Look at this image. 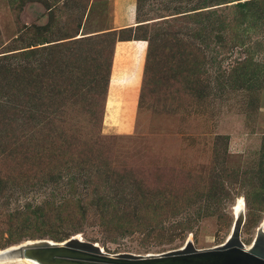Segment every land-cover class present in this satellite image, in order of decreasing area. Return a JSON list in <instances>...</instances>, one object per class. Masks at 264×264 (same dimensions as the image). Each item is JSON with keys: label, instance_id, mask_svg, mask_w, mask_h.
I'll use <instances>...</instances> for the list:
<instances>
[{"label": "rangeland", "instance_id": "obj_1", "mask_svg": "<svg viewBox=\"0 0 264 264\" xmlns=\"http://www.w3.org/2000/svg\"><path fill=\"white\" fill-rule=\"evenodd\" d=\"M46 1L0 0V249L74 235L108 253L210 248L240 198L250 247L264 232V26L231 38L239 0H137L150 23L115 35L151 43L128 108L106 88L111 39L81 25L89 0L63 25ZM236 60L247 69L230 72Z\"/></svg>", "mask_w": 264, "mask_h": 264}, {"label": "water", "instance_id": "obj_2", "mask_svg": "<svg viewBox=\"0 0 264 264\" xmlns=\"http://www.w3.org/2000/svg\"><path fill=\"white\" fill-rule=\"evenodd\" d=\"M243 221L242 211L235 221L236 229ZM261 233V240L249 248L244 247L236 232L218 246L196 249L187 243L182 249L146 255L108 253L76 235L61 241L24 240L0 249V264H19V260L36 264H264V233Z\"/></svg>", "mask_w": 264, "mask_h": 264}, {"label": "crops", "instance_id": "obj_3", "mask_svg": "<svg viewBox=\"0 0 264 264\" xmlns=\"http://www.w3.org/2000/svg\"><path fill=\"white\" fill-rule=\"evenodd\" d=\"M46 11L53 12L58 18L51 25H63L64 17H67L68 11L73 8L74 11L80 12L82 10L80 0H47L46 1ZM36 4L38 2H35ZM84 3V2H83ZM85 11L91 15L92 22L86 24V22H81V25H100L103 28L99 30H93L88 33V35L96 33H105L111 31H118L126 28H135L137 25H145L150 23L148 20H140L138 18V7L137 0H89L86 3ZM39 5V4H38ZM107 12L105 17L102 14ZM92 13V14H91ZM61 15V16H60ZM42 21H37V24H41ZM146 43L143 39H126V40H116L113 47V56L110 67L109 79H108V93L111 92L114 95H123L125 99V105L128 108L134 106V100L136 97V77L140 74L139 84L141 82L142 71L145 63L146 48L144 45ZM138 60L141 64L138 73L135 70L136 64L133 63ZM120 70V74L117 71ZM115 72V74H114ZM113 77L118 78L116 85L111 88V79ZM124 78H132L130 82L124 80ZM138 84V87H139ZM128 94H131L130 96ZM127 97L129 100L127 101ZM110 103L113 100L106 101L107 107L109 108ZM132 110V109H131Z\"/></svg>", "mask_w": 264, "mask_h": 264}, {"label": "trees", "instance_id": "obj_4", "mask_svg": "<svg viewBox=\"0 0 264 264\" xmlns=\"http://www.w3.org/2000/svg\"><path fill=\"white\" fill-rule=\"evenodd\" d=\"M233 5V8L237 10L236 15L238 14V17L241 18V24L240 25H236L234 27V31L235 33L230 34L231 38H235L237 40H242L245 39V35L247 34L246 30L247 28H258V30H261V26H264V0H244L241 1L239 0L238 2L231 4ZM227 17H224V19H226ZM231 19L228 18V21H230ZM236 22V19H235ZM230 23H233L232 21ZM245 24V25H244ZM144 25H137L135 28H126V29H121L118 31H111V32H105V33H100L102 36H105L104 38H108L111 39V49H110V53L108 56V59L110 57V66L108 68V76H107V80H106V88L108 87V79H109V73H110V67H111V62H112V56H113V47H114V43L116 42V40H126V39H132L131 36H128L127 38L124 35L115 37V35H117L118 33L121 34L122 32H133L134 30L137 29V27H141ZM221 26V25H218ZM237 27V28H236ZM222 28L224 30H229L230 28L225 25H222ZM240 30V32H239ZM243 34H242V33ZM262 33V31H261ZM112 37V38H111ZM135 39H148V38H140V37H134ZM222 40H226V38L229 39L228 35H226L225 37H222ZM149 41V39H148ZM149 45H151L150 41L148 42ZM151 54L150 51V46L148 47V49L146 50V57H145V63L147 62V58L149 57V55ZM246 63L247 61L245 60H236L234 62V64L229 68L227 67L228 70H231L230 72L235 71L236 73L239 71H244L245 69H247L246 67ZM145 68V67H144ZM224 71H226V68H224ZM232 74V73H231ZM144 75V74H143ZM47 214H39L37 213V215H34L35 220H43L44 217H46ZM58 241H61L58 240Z\"/></svg>", "mask_w": 264, "mask_h": 264}, {"label": "bare ground", "instance_id": "obj_5", "mask_svg": "<svg viewBox=\"0 0 264 264\" xmlns=\"http://www.w3.org/2000/svg\"><path fill=\"white\" fill-rule=\"evenodd\" d=\"M242 202V203H241ZM243 200L240 198L239 200H238V202L236 203V205H235V212H234V221H233V224H232V229H231V233H230V235H229V237L227 238V240L229 239V238H231L233 235H234V233H236V232H239V229H240V225L242 224V222H241V224L239 225V228L238 229H236V222L235 221H237L238 219H239V217H240V215L242 214V211L244 210L243 209ZM243 220V219H242ZM263 224L259 227V230H258V232H257V234H256V237H255V239H254V242L255 241H257V240H261V235H262V233H261V231L263 232ZM264 233V232H263ZM77 236V235H76ZM264 236V235H263ZM77 237H80V236H77ZM84 240V239H83ZM226 240V241H227ZM84 241H87V240H84ZM95 245H96V243H95ZM187 245V244H186ZM185 245V246H186ZM244 245V244H243ZM184 246V247H185ZM183 247V248H184ZM244 247L245 248H249V247H246L245 245H244ZM180 249H182V248H180ZM19 264H36V263H34V262H32V261H30V260H19V262H18Z\"/></svg>", "mask_w": 264, "mask_h": 264}, {"label": "snow or ice", "instance_id": "obj_6", "mask_svg": "<svg viewBox=\"0 0 264 264\" xmlns=\"http://www.w3.org/2000/svg\"><path fill=\"white\" fill-rule=\"evenodd\" d=\"M242 203V202H241Z\"/></svg>", "mask_w": 264, "mask_h": 264}]
</instances>
